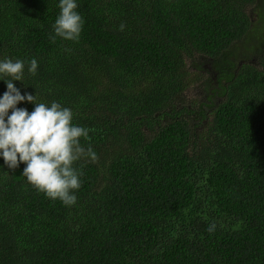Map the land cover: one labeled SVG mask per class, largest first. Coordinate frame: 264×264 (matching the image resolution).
I'll return each instance as SVG.
<instances>
[{
	"label": "trees",
	"instance_id": "obj_1",
	"mask_svg": "<svg viewBox=\"0 0 264 264\" xmlns=\"http://www.w3.org/2000/svg\"><path fill=\"white\" fill-rule=\"evenodd\" d=\"M59 2L0 0V61L96 160L66 206L0 155V264H264V0H76L53 42Z\"/></svg>",
	"mask_w": 264,
	"mask_h": 264
},
{
	"label": "clouds",
	"instance_id": "obj_2",
	"mask_svg": "<svg viewBox=\"0 0 264 264\" xmlns=\"http://www.w3.org/2000/svg\"><path fill=\"white\" fill-rule=\"evenodd\" d=\"M60 14L53 24L54 35L65 40H78L83 20L75 11L76 0H60ZM124 24L120 25L123 31ZM25 61L5 59L0 61V79L6 82L7 91L0 98V155L9 169H16L21 163L26 165L23 176L38 192L52 200H60L64 205L76 203L74 190L81 186L79 172L74 163L81 159L96 160L91 145L85 148L80 138L88 139V129L73 124V113L57 102L50 106L37 103L36 96L21 95L13 81H23ZM37 60L32 59L28 72L35 74ZM27 100L35 104L29 113L17 108V104ZM9 110L11 114L9 115ZM215 223L207 231L214 232Z\"/></svg>",
	"mask_w": 264,
	"mask_h": 264
},
{
	"label": "rangeland",
	"instance_id": "obj_3",
	"mask_svg": "<svg viewBox=\"0 0 264 264\" xmlns=\"http://www.w3.org/2000/svg\"><path fill=\"white\" fill-rule=\"evenodd\" d=\"M209 68V66H208ZM201 83V82H200ZM197 84L194 87H192L187 93H186V98L188 101H199L201 98H204V96L207 94L205 92V87L204 85L202 86L201 84ZM212 91V89H211ZM210 91V92H211ZM208 97V95H207Z\"/></svg>",
	"mask_w": 264,
	"mask_h": 264
}]
</instances>
